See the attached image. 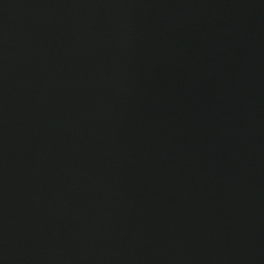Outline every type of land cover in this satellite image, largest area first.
<instances>
[{"label": "water", "instance_id": "obj_1", "mask_svg": "<svg viewBox=\"0 0 264 264\" xmlns=\"http://www.w3.org/2000/svg\"><path fill=\"white\" fill-rule=\"evenodd\" d=\"M0 264H264V0H0Z\"/></svg>", "mask_w": 264, "mask_h": 264}]
</instances>
